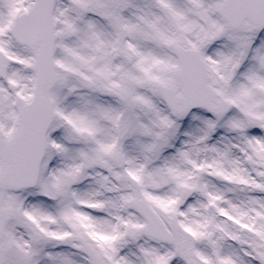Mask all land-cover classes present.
Wrapping results in <instances>:
<instances>
[{
  "label": "snow or ice",
  "instance_id": "obj_1",
  "mask_svg": "<svg viewBox=\"0 0 264 264\" xmlns=\"http://www.w3.org/2000/svg\"><path fill=\"white\" fill-rule=\"evenodd\" d=\"M0 264H264V0H0Z\"/></svg>",
  "mask_w": 264,
  "mask_h": 264
}]
</instances>
